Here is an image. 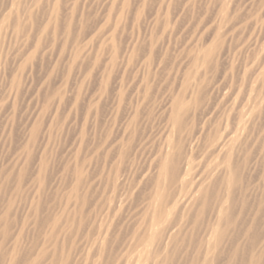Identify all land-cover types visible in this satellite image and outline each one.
Here are the masks:
<instances>
[{
  "label": "bare ground",
  "instance_id": "obj_1",
  "mask_svg": "<svg viewBox=\"0 0 264 264\" xmlns=\"http://www.w3.org/2000/svg\"><path fill=\"white\" fill-rule=\"evenodd\" d=\"M6 2L8 3L9 1ZM38 2L39 0H10L5 12L2 15L0 14V46L2 45L1 42L3 43L4 37L10 34L16 46L19 45L21 47L22 45V48H24L23 50H25L24 53L22 52L24 58H21L22 63L17 67L18 71L28 66V64L37 57L36 55L40 51L43 52V49L46 47L44 46L45 44L54 47L56 45V35L62 32L66 35V40L59 46L58 55L62 56L66 50L71 49L69 58L70 69L78 63L82 64V58L90 57L91 52L98 55L103 50L102 45L106 42H112L110 43V47L112 48L111 55L108 54L109 51H105L106 54H104L108 55V59L104 58V60H101L97 56V59H93V61H95L93 62L92 68L98 67L101 71V68H107L108 66L105 61L113 64L116 62L117 57H120L113 43L118 24L113 19L120 17V15L124 13V6H126L125 0H105V7L107 8L105 9L106 14L103 15L101 13L105 22L104 26L99 27L96 25L97 27L87 34V36H85V29H82L78 38H72L71 36L74 32L72 29L73 17L67 19L66 26H64L65 23L63 25L59 23L62 18L59 17V14L62 13H60V7L63 6H60L61 0H54V3L51 1L53 3L50 4L52 10L50 8L49 10H51L52 14L51 16L48 15L49 17L42 24L38 22L37 17L35 18L34 16V6L37 5ZM172 2L176 4L174 13L171 9L173 6ZM199 3L200 2H198V4ZM194 4L191 5V0H182L181 2L179 0H160L159 10L153 21L156 23L158 17H160V15L162 16V25L159 29L161 33L157 34L156 32L158 30L155 29V38L159 41L161 40L163 43L165 40L172 38L174 33L173 30L177 22L185 13L192 12L191 9L192 6L194 7ZM119 5L122 7L120 11L118 9ZM210 5L212 7L210 9L205 8V11L204 8L201 7L203 11L200 12L196 18L192 15L195 20L193 19L192 23L194 27L193 32L191 31L192 37L190 40L188 39L191 42L189 43L188 40L189 44L183 42L184 45H186L183 46L184 49L181 48L182 51L178 53L177 58H174L175 61L170 59L173 63L170 69L167 67V61L169 60H167V58H169L168 54H163V51V55L155 58V45L154 43L150 44L151 48L147 51V57L144 58L143 56V66L146 69V76L141 80L140 78L142 77H140L139 81L134 83L133 91L135 92L136 107L127 120L128 125L123 135L120 134L121 136L115 135L110 138L107 133L106 137L108 138L106 139V143L101 147L102 149L104 147L106 149L105 163L109 166L108 168L111 174L106 181L102 182V190L99 189L103 194L102 196H105L107 199L104 201L103 205H101L100 202V204L97 205L98 213L101 215L106 212L107 216H112V218L116 220L117 217H119L118 214H121L122 211H126L127 213L131 211L130 217L134 216L135 218H139L130 229L126 230L125 236H127V242L125 241V243H122L124 238H118L120 235L117 237L115 228L112 227V221V225L108 224L106 227H101L102 229L96 233L86 228V220L88 219L86 215L91 207L90 198L92 189L89 183V173L87 174L84 168L85 164L83 162L80 163L81 161L79 162L77 158H74L75 164H73L74 167L71 170L72 178L69 185L67 189L63 190L65 193L62 195L58 193L61 196L60 202L58 205H55V208H49L44 212L41 201L45 193H47V188L51 185L48 186L47 184L46 187V147L44 146L43 148L40 147L37 149L40 155H38L39 163L37 164V171H35L36 174L34 173L31 179L26 180V178H28L27 174H30L27 173V167L29 162L33 159L31 149L35 144H39L40 142L43 143L44 141L42 142L41 140L38 142V137H40L38 135L40 130H42V127H40L41 125H39L35 119H29L27 121L25 115L24 118L27 123L24 125V133H26V135L23 134L27 136V138H25V140L23 139L24 143H21V150L18 155H20L21 158L24 157L26 167H21L22 169L18 170L15 177L16 189L13 191L11 190L12 193L8 196L9 198L6 204L0 210V235L2 237L0 243V264H80L75 263L74 257L79 252L77 244L81 240H85L86 243L90 245L88 253H93L94 256V260L92 258V261L89 263L85 262L82 264H264V0H242V3L241 0H211ZM152 6L154 7V5ZM102 7L100 8L101 10ZM89 8L93 7H88V9ZM95 8L94 10H98L97 7ZM149 9L151 10L153 8L149 7ZM49 10H47L48 13H50ZM117 10L120 12L118 16ZM128 11L131 12V10ZM146 11L149 12V10ZM171 15L173 16L172 18ZM144 16L146 17L147 15ZM186 17L189 16L186 15ZM28 24H32L30 28ZM118 28L122 29L120 26ZM158 28L159 27H157V29ZM174 31H176V29ZM125 32H127V30H125ZM118 36L119 34L117 38ZM134 38L136 37L134 36L133 40ZM86 39L88 43L85 42ZM144 39H146V37ZM167 42L168 41H166V43ZM157 45L159 46V44ZM146 46H144V48ZM13 47L12 44V48ZM141 47L143 46L141 45L140 48ZM172 47L169 50L170 52ZM136 48H138V45ZM16 49L15 53L18 50ZM173 49L175 48L173 47ZM8 50L10 51V49ZM13 50L11 49V51ZM20 54L21 53H18V55ZM46 55L49 56V54ZM125 55H129L128 48L126 49ZM6 59L7 54L3 53L0 49V75L7 70ZM87 61H89V59ZM47 66H50V64ZM35 69L36 68H34V70ZM13 70L14 69H12V71ZM36 71H38V69ZM103 71L105 72L106 69ZM84 72L85 75L88 76L92 71L88 68ZM102 73L101 71V74ZM154 74L157 77H161L157 79ZM11 75V88L13 91H16L15 95L17 96L20 90L19 77L16 73ZM151 75H153V77H151ZM151 80L153 82L158 80L159 82V90L156 93H154V83L151 84ZM38 82L40 83V81ZM117 82L119 83V81H116V83ZM93 84L95 85V83ZM108 84L109 83H107V85ZM38 85L39 84L36 86ZM74 88H71L72 90L70 89L71 92ZM24 91L26 92V89ZM92 91L94 93V90ZM23 93L24 92H22V95ZM26 95H28V93H26ZM56 96L59 98L57 101L60 104L63 100V96L60 93H55L54 97ZM41 97L39 96L40 99ZM78 99L77 97L74 98V106H78ZM87 99L89 98L87 97ZM105 99L108 100L107 97ZM51 100L50 95L47 94L43 101L42 114L48 111ZM85 100L86 99L83 98V101ZM114 101L115 100H113V102ZM105 102L104 100L102 103ZM86 103L82 104L84 107L80 106L84 109ZM150 104H152V107ZM109 105L111 106L110 103ZM129 105L130 104H128L127 107H129ZM147 105L151 108L156 107V109H158L164 127L161 136H157L156 140H158V143L153 141L152 148L150 147L151 152L148 155L150 158L148 166L146 165V169L143 172H138L139 167L137 169L134 168L132 165L133 161L130 159L132 156H137V154L141 152L144 154L146 149L145 146L147 143H151V137H144L143 135L135 136L136 131L134 125L143 116L142 114H145V117L147 115L153 117L151 109L148 110L149 112L146 111L142 113L144 111L140 108H144ZM18 109L20 110V108ZM109 110L111 111V109ZM115 111H117V108ZM59 112H61L62 116V112L64 111ZM69 112L71 114V111ZM127 112L125 113L127 114ZM77 113L79 114V112ZM105 115L106 114L103 116ZM73 116L74 115H72V118H74ZM90 117L92 118L93 116ZM68 118H70V116ZM58 119L61 118L58 116ZM51 122L52 120L49 121L47 126L45 125L47 129L50 128ZM122 123L120 121L121 125ZM98 125L99 123L96 127H98ZM64 127L66 128V126ZM118 127L117 130H119ZM131 127L132 129H129ZM143 130L145 129L143 128ZM106 131L108 132V130ZM22 132L23 131L20 132L21 135H23ZM9 136L12 135L9 134ZM18 138L19 137H17V139ZM6 139L11 140L12 138L6 136ZM98 139L99 138H97V140ZM101 139H103L102 136ZM83 140L84 136H81L79 149ZM97 142L95 144H97ZM142 142H144L143 146ZM87 144L89 143L87 142ZM55 145L56 144H54V146ZM49 146L51 148V145ZM147 147L149 148V146ZM79 149L76 151V155L80 152L81 149ZM145 153H147V149ZM6 158H8V156H6ZM90 159L91 158H89V160ZM140 159H142V157ZM32 167L34 166L32 165ZM89 167L90 165L88 168ZM13 170H15V168ZM105 170L107 169L104 166L103 171ZM31 172L33 171L31 170ZM13 173L15 174V171H13ZM67 173H69V171ZM101 173L103 174V172ZM11 175L8 176L9 180L11 179ZM102 178L104 179L103 176ZM61 180L63 179L61 178ZM26 181L30 185L31 190L33 189L31 192L32 196L30 201H28L27 204L25 203L28 209L23 212L26 215L24 219H22L24 221H22L20 228H18V232H14L12 229H16L19 223H17V220L15 221L16 216L12 213V207L17 200H29V197H26L22 190V184L24 185ZM7 188H9V186ZM27 189H29V187ZM54 196L55 195H53V197ZM98 197H100V195ZM2 198L0 199L1 201ZM22 203H24V201ZM39 212H42L44 215H40ZM27 221L35 224V228L39 232L42 230V233H39L42 242L39 244L34 242L33 246L30 243L31 247L29 246V249L18 252L15 249L17 240L23 237L24 227ZM27 226L29 225L27 224ZM38 238L39 237H37V240ZM10 239H14V248L11 253L6 251L3 247ZM111 242L113 245H111ZM47 247L52 248L47 251ZM82 256L84 255L82 254Z\"/></svg>",
  "mask_w": 264,
  "mask_h": 264
},
{
  "label": "rangeland",
  "instance_id": "obj_2",
  "mask_svg": "<svg viewBox=\"0 0 264 264\" xmlns=\"http://www.w3.org/2000/svg\"><path fill=\"white\" fill-rule=\"evenodd\" d=\"M6 1L10 0H0V14L2 15L5 10L6 7L8 6L9 2L7 3ZM54 0H39L38 4L34 6V16L35 18L37 17L38 22H40L41 24L44 23V21L47 20V18L49 17L48 15L51 16L52 12V8L50 4H53ZM65 1V2H64ZM94 1V2H93ZM96 1V2H95ZM101 1V2H100ZM134 3H132V2ZM139 1V3H138ZM148 1V2H146ZM180 2L182 0H179ZM44 2V3H43ZM49 2V3H48ZM51 2V3H50ZM126 2V6L125 7V11L124 13H122L120 15V17H116L115 20L118 24H117V31H115V37H114V45L116 50H118L120 57L118 56L116 59V62L111 64L110 62H106V65L108 64L107 68H101V71L103 72L101 74L100 69H98V67L96 68H92L93 66V59H97V56L101 59L104 60V58L108 59V55H105V51H109V55H111V51L112 48L110 47V43L112 42H106L108 44H103L102 48L103 50L97 55L94 52H91V56L90 57H86V58H82L81 61L82 64L78 63L77 65H75L72 69H70V62H69V58H70V52L71 49L66 50V52L62 55L59 56L58 55V50H59V46H61L63 44V42L66 40V35H64V33H60L59 35H56V45L54 47L48 46L49 44H45L44 46H46L43 49V52L40 51L36 56V58L30 63L28 64V66H26L25 68H22L21 70L17 69V67H19L22 63V59L24 58V55L22 54V52L24 53L25 50H23L24 48H22L19 45L16 46V44L14 43V40L12 41L10 34L6 35L4 37L3 43L1 42V46L0 49L2 50L3 53L7 54V64H6V69L4 73H2L0 75V199L2 198V201L0 200V210L2 209V207L6 204L7 199L9 198L8 196H10V194L12 193V191L14 189H16V175L19 169H22L23 167H26L25 162H24V157H20V146L24 143L25 138H27L26 133H24V125H26L27 121L29 119H35L36 122L39 123V125H41L40 127H42L40 130V133L38 136V142L42 140L43 143H39V144H35L34 147L31 149V153L33 155V159L31 162H29V165L27 167V177L26 180H29L32 178V175H34V173L36 174L35 171H37V164L39 163V156L40 155L37 151L38 148L40 147H46V160H47V169H46V187L48 184V188H47V193H45V196L43 197L42 202V206L44 207V212L46 210H48L49 208L52 209L55 208V205L60 202L61 196L63 193L64 189H67V186L69 185V182L72 178L71 176V170L73 169L75 164V160L74 158L78 159V161L80 163H84L85 165V171L87 172V174L89 173V183L91 184L90 188L91 190V198H90V209L88 210V213L86 215V218L88 217V219L86 220V228L89 230H91V232L96 233L99 232L100 229H102L101 227H106L108 226V224L113 225L112 227L115 228V233L117 235L118 238H124V241L122 243H125V241L127 242V236H125L126 234V230L130 229L131 226L134 225V223H136L137 219L139 218H135L134 216H131V211L129 213L125 212H121V214H118L119 217H117V221L114 220L115 218H112V216H107L106 212L102 213L101 215L98 213V209H97V205H99L101 203V205L104 204V201L107 199L105 196H102L103 194L101 193L100 190H102V182L106 181L109 177H110V172H109V166L105 163V153H106V149L105 147L102 149L101 147L104 145V143H106V139L108 137H106L107 133L109 134L108 136L114 137L116 136H121L123 135V132L125 131L126 127H127V120L130 116V114H132L133 109H135L136 107V103H135V92L133 91V87H134V83L139 81L141 79H144V76H146V69L143 66V60L145 57H147L148 55V50L150 47L151 43H154L155 45V50H154V56L155 58H158L160 55L163 54H168L167 58V67L170 69L172 67V60L175 61L174 58H177L178 53L180 51H182V49H184L183 46H185L186 44H189L191 41H189L192 37V32H193V19L195 20V18L198 16V14L200 12L203 11L202 8H211L212 6L210 5L211 0H191V5L194 4V7L192 6V12H188L185 13L182 18L177 22L175 29L176 31L173 30V37L165 40V42L163 43L161 40H157V38H155L156 33L159 34L161 33L159 30L160 26L162 25V16L160 15V17H158V21H156V23L153 21V19L157 16V12L159 10V3L160 0H125ZM131 2V3H130ZM146 2V3H145ZM198 2H200L198 4ZM42 3V5H41ZM71 3V6H70ZM82 3V4H80ZM95 3V4H93ZM98 5H97V4ZM104 3V4H102ZM138 3V4H137ZM149 5H148V4ZM156 3V5H155ZM183 3V2H182ZM185 3V2H184ZM203 3V4H202ZM242 3V0H241ZM88 4V5H87ZM92 4V5H90ZM131 4V5H130ZM133 4V5H132ZM141 4V5H140ZM207 4V5H206ZM50 5V6H49ZM64 7H63V6ZM74 5V6H72ZM94 5V6H93ZM103 5V7H102ZM147 5V6H146ZM154 5V7L152 6ZM172 12L174 13V8H175V3L172 2ZM203 5V6H202ZM242 5V4H241ZM47 6V7H46ZM49 6V7H48ZM60 13L59 17L61 18V21L59 22L60 24H64V26L67 25V19L73 17L74 21H72V29H73V34L71 35L72 38H78L81 30L85 29L84 32H86L85 36H87V34H89L95 27L99 26H104L105 22L103 19V16H101L102 14L105 15L106 11L105 9H107L105 7V0H61L60 3ZM68 6V8H67ZM70 6V7H69ZM132 6V7H130ZM206 6V7H205ZM210 6V7H209ZM79 7V8H78ZM85 7V8H84ZM88 7H93V8H89ZM95 7H97V9L99 10L102 7V10L100 9L98 10H94L96 9ZM120 7V8H119ZM128 7V8H127ZM146 7V9H145ZM153 8V9H149ZM200 7V8H199ZM36 8V9H35ZM49 8L51 10H49ZM67 8V9H66ZM148 8V9H147ZM198 8V9H196ZM50 11V13H48L47 10ZM62 9V10H61ZM64 9V10H63ZM88 9V10H87ZM104 9V10H103ZM118 9L120 11V9H122L121 5L118 6ZM170 9V10H171ZM40 10V11H39ZM46 10V12H45ZM66 10V11H65ZM94 10V12H93ZM128 10H131L128 11ZM146 10H149L146 11ZM198 10V11H197ZM201 10V11H200ZM64 11V12H63ZM70 11V12H69ZM97 11V12H96ZM118 11V10H117ZM118 11L117 16L120 14V12ZM145 11V13H144ZM39 12V13H38ZM66 12V13H65ZM80 12V13H79ZM91 12V13H90ZM104 12V13H103ZM148 12V14H147ZM64 13V15H63ZM85 13V14H84ZM100 13V14H99ZM102 13V14H101ZM44 14V15H43ZM72 14V16H71ZM89 14V15H88ZM130 14V15H129ZM143 14V16H142ZM61 15V16H60ZM79 15V16H78ZM132 15V17H131ZM135 15V16H134ZM144 15H147L146 17ZM189 16V17H186ZM195 17H193V16ZM39 16V17H38ZM41 16V17H40ZM76 16V17H75ZM101 16V17H100ZM129 16V17H128ZM192 16V17H191ZM78 17V18H77ZM87 20H86V18ZM93 17V18H92ZM99 17V18H98ZM131 17V18H130ZM173 16L171 15V18ZM44 18V19H43ZM92 18V20H91ZM98 18V19H97ZM102 18V19H101ZM146 18V19H145ZM188 18V19H187ZM191 18V19H190ZM72 19V20H73ZM81 19V20H80ZM96 19V20H94ZM101 19V20H100ZM129 19V20H128ZM141 19V21H140ZM187 19V20H186ZM80 20V22H79ZM132 20V21H130ZM144 20V21H143ZM63 21V22H62ZM87 21V23H86ZM150 21V22H149ZM182 21V22H181ZM186 23H185V22ZM78 22V23H77ZM94 22V23H93ZM101 22V23H100ZM114 22V21H113ZM123 22V23H122ZM130 22V23H129ZM188 22V23H187ZM80 23V24H79ZM85 23V24H84ZM92 23V24H90ZM128 23V25H127ZM33 24V23H32ZM31 24V25H32ZM95 24V25H94ZM123 24V25H121ZM148 24V25H147ZM159 24V25H158ZM185 24V25H184ZM189 24V25H188ZM30 24H28V27L30 28L31 26ZM75 25V26H74ZM85 25V26H84ZM97 25V26H96ZM133 25V26H132ZM142 25V26H141ZM121 27L122 29H119L118 27ZM146 26V27H145ZM151 28H150V27ZM183 26V27H182ZM185 26V27H184ZM79 27V28H78ZM82 27V28H81ZM92 27V28H91ZM157 27H159L157 29ZM76 28V30H75ZM78 28V29H77ZM189 28V29H188ZM144 29V30H143ZM158 30L156 33L155 31ZM121 30V31H120ZM125 30H127V32H125ZM141 30V31H140ZM76 31V32H75ZM135 31V32H134ZM192 31V32H191ZM119 32V33H118ZM137 32V33H136ZM146 32V33H145ZM155 33V34H154ZM119 34L118 38L117 35ZM127 34V35H126ZM134 34V35H133ZM137 34V36H136ZM148 36H146V35ZM188 35V36H187ZM4 36V35H3ZM84 36V38H85ZM123 36V38H122ZM134 38L133 40V37ZM140 36V37H139ZM183 36V37H182ZM186 36V37H184ZM8 37V39H7ZM64 37V38H63ZM146 37V39H144ZM149 37V38H148ZM180 37V38H178ZM183 39H182V38ZM70 38V39H72ZM117 38V39H116ZM155 38V39H154ZM176 38V39H174ZM122 39V40H121ZM141 39V40H140ZM179 39V40H177ZM189 39V40H188ZM62 40V41H61ZM175 42H174V41ZM184 40V41H183ZM189 43H188V41ZM122 41V42H121ZM143 41V42H142ZM146 41V43H145ZM155 41V42H154ZM166 41H168L166 43ZM170 41V42H169ZM172 41V42H171ZM187 41V42H186ZM87 42V39L86 41ZM84 42V43H85ZM158 42V43H157ZM175 44H174V43ZM180 42V43H178ZM186 43L184 45V43ZM88 43V42H87ZM127 43V44H126ZM130 43V44H129ZM11 44V45H10ZM12 44H13V48H12ZM121 44V45H120ZM133 44V45H132ZM159 44V46L157 45ZM161 44V45H160ZM174 44V46H173ZM5 45V46H4ZM126 45V46H125ZM138 45V48H136ZM143 46L140 48V46ZM148 45V46H146ZM178 45V46H177ZM7 46V48H6ZM144 46H146L144 48ZM173 46L175 49H173L171 52L169 51L171 49V47ZM11 47V48H10ZM17 47V49H16ZM68 47V46H67ZM162 47V48H160ZM165 47V48H164ZM20 48V49H19ZM128 48L129 50V55H125L126 49ZM140 48V50H139ZM143 48V49H142ZM164 48V49H163ZM182 48V49H181ZM10 49V51L8 50ZM11 49L13 51H11ZM15 49L17 50L15 53ZM51 51H50V50ZM180 49V50H179ZM49 50V53H48ZM142 50V51H141ZM161 50V51H159ZM136 51V52H135ZM164 51V52H163ZM178 51V52H177ZM10 52V53H7ZM13 52V54H12ZM140 52V53H139ZM163 52V54H162ZM177 52V53H176ZM15 53V54H14ZM18 53H21L20 55H18ZM54 53V54H52ZM105 53V54H104ZM143 53V54H142ZM46 54H49V56H47ZM93 54V55H92ZM131 54V55H130ZM141 54V56H140ZM174 54V55H173ZM47 57H46V56ZM54 55V56H53ZM53 56V57H52ZM57 56V57H55ZM144 56V58H143ZM110 57V56H109ZM22 58V59H21ZM49 58V59H48ZM51 58V59H50ZM54 58V59H53ZM56 58V60H55ZM66 58V59H65ZM103 58V59H102ZM135 58V59H134ZM37 59V60H36ZM89 59V61H87ZM46 60H50L49 62ZM55 60V61H54ZM91 60V62H90ZM52 61V62H51ZM54 61V62H53ZM80 61V62H81ZM142 61V62H141ZM173 61V62H174ZM48 62V63H45ZM90 62V65H89ZM169 62V63H168ZM12 63V64H11ZM16 65H15V64ZM39 63V65H38ZM54 63V64H52ZM63 65H62V64ZM92 63V64H91ZM126 63V64H124ZM133 63V64H132ZM43 64V65H42ZM48 64H50V66H47ZM61 64V66H60ZM171 64V65H170ZM31 65V66H29ZM35 65V66H34ZM117 65V66H116ZM127 65V67H126ZM135 65V66H134ZM34 66V67H33ZM65 66V67H64ZM134 66V67H133ZM48 67V69H47ZM60 67V68H59ZM114 67V69H113ZM118 67V68H117ZM129 67V68H128ZM34 68H36L34 70ZM90 69L92 72L90 75H85V70L86 69ZM117 68V69H116ZM12 69H14L12 71ZM17 69V70H16ZM38 69V71H36ZM47 69V70H46ZM56 69V71H55ZM63 69V70H62ZM98 69V70H97ZM106 69V71L104 72L103 70ZM132 69V70H131ZM153 70H155L154 68H152ZM70 70V71H69ZM114 70V71H113ZM118 70V71H117ZM135 72H134V71ZM9 73H7V72ZM62 73H61V72ZM100 71V72H99ZM13 72V73H12ZM27 72V73H26ZM32 72V73H31ZM56 72V73H54ZM67 72V73H66ZM69 72V74H68ZM77 72V73H76ZM95 72V73H94ZM110 72V73H109ZM114 72V73H113ZM18 75L19 77V91L17 96L15 95V90L13 91V89L11 88V78L12 75L11 74H15ZM38 73V74H37ZM44 73V74H42ZM61 73V74H60ZM66 73V74H65ZM93 73V74H92ZM128 73V74H126ZM154 73V72H153ZM26 74V75H25ZM36 74V75H35ZM42 74V75H41ZM55 74V75H53ZM95 74V76H94ZM39 77H38V76ZM41 75V76H40ZM46 75V76H45ZM58 77H57V76ZM80 75V76H79ZM111 78H110V76ZM132 75V76H131ZM155 75V74H154ZM34 76V77H33ZM124 76V77H123ZM93 77V78H92ZM100 77V78H99ZM121 77V78H120ZM151 77H153V75H151ZM161 77V76H158ZM156 75L155 78L159 79ZM38 78V79H37ZM54 80H53V79ZM69 78V79H68ZM123 78V81H122ZM30 79V80H29ZM94 79V80H93ZM111 79V80H109ZM120 79V80H118ZM42 80V81H41ZM57 80V81H56ZM99 80V81H97ZM102 80V81H101ZM33 81V82H32ZM40 81V83L38 82ZM48 81V83H47ZM67 81V84H66ZM69 81V82H68ZM88 81V82H87ZM116 81H119V83ZM122 81V82H121ZM129 83H128V82ZM131 81V82H130ZM3 82V83H2ZM6 82V84H5ZM72 82V83H71ZM75 82V83H74ZM97 82V83H96ZM58 83V84H57ZM71 83V84H70ZM75 85H74V84ZM91 83V84H90ZM95 83V85L93 84ZM107 83H109L107 85ZM116 83V84H115ZM154 83V93H156L159 90V85H158V80H156L155 82H153L151 80V84ZM37 84H39L38 86H36ZM77 84V85H76ZM90 84V85H89ZM99 84V85H97ZM111 84V85H110ZM114 84V85H113ZM94 85V86H93ZM107 85V86H106ZM68 86V87H67ZM77 86V87H76ZM27 87V88H25ZM53 87V88H52ZM76 90H75V88ZM84 87V90H83ZM90 87V88H89ZM115 87V88H114ZM121 87V88H120ZM71 88H74L73 91L71 92ZM93 88V89H92ZM112 88V89H110ZM114 88V89H113ZM5 89V90H4ZM22 89H26V92ZM30 89V90H29ZM34 89V90H33ZM68 89V90H65ZM71 89V90H70ZM112 91H110V90ZM116 89V90H115ZM22 90V91H21ZM61 90V91H60ZM94 90V93L93 91ZM6 91V92H5ZM45 91V93H44ZM67 91V93H66ZM83 91V92H82ZM105 91V92H104ZM14 92V93H13ZM21 94H20V93ZM22 92L23 95H22ZM99 92V93H98ZM114 92V93H113ZM129 92V94H128ZM133 92V94H132ZM2 93V94H1ZM12 93V94H11ZM26 93H28V95H26ZM55 93H60L63 96V100L61 101V103L59 104L57 100H59V98L56 96L54 97ZM83 93V94H81ZM92 93V94H91ZM50 95L51 97V102L49 103V108H48V113L45 112L44 114H42V105H43V101L45 100V96ZM73 96H72V95ZM77 94V95H76ZM87 96H86V95ZM90 96H89V95ZM99 94V95H98ZM131 94V95H130ZM22 95V96H20ZM81 95V96H80ZM98 95V96H97ZM104 97H103V96ZM106 95V96H105ZM39 96L41 97V99L39 98ZM79 98L77 105L78 106H74V98ZM84 96V97H83ZM10 97V98H9ZM13 97V98H12ZM29 97V98H28ZM87 97L89 99H87ZM107 97L108 100H106L105 98ZM115 97V98H114ZM34 98V99H33ZM67 98V99H66ZM82 98V99H81ZM83 98H85L86 100L83 101ZM117 98V99H116ZM8 99V100H7ZM22 99V100H21ZM36 99V100H35ZM69 99V100H68ZM96 99V100H95ZM121 99V100H120ZM10 100V101H9ZM25 100V101H24ZM33 100V101H32ZM72 100V101H71ZM82 100V101H81ZM89 100V101H88ZM101 100V101H100ZM103 100V101H102ZM104 100L106 101L105 103ZM112 100V101H111ZM113 100H117L116 102ZM6 101V102H5ZM20 101V102H18ZM24 101V102H23ZM36 101V102H35ZM66 101V102H65ZM71 101V102H70ZM41 102V103H40ZM80 102V103H79ZM87 102V103H86ZM112 102V103H111ZM68 103V104H67ZM86 103L85 108L83 109L81 106H83L82 104ZM109 103L111 104V106L109 105ZM18 104V107H17ZM21 104V105H20ZM32 104V105H31ZM54 104V106H53ZM101 104V105H100ZM107 106H105V105ZM127 104V105H126ZM129 105V107H127ZM34 105V106H33ZM81 105V106H80ZM104 105V106H103ZM114 105V106H113ZM11 106V108H10ZM56 106V107H55ZM69 106V107H66ZM103 106V109H102ZM150 106L152 107V104H150ZM32 107V108H31ZM72 107V109H71ZM79 107V109H78ZM84 107V106H83ZM87 107V108H86ZM105 107V108H104ZM111 107V108H110ZM148 105L146 107H142L140 108L142 111V113H145L146 111L150 110L153 112V117H149V115H147L145 117V114H142L143 116L137 121V123L134 125L135 126V131H136V135L135 136H144V137H148L151 139V143H147V145L145 146V148L147 149V153L146 149L144 154L141 152L140 154H137V156H132L131 157V161H133V167L134 168H138V172H143L146 168V165L148 166V161L150 160L149 158V154L151 152V146L152 144L158 143L157 136H161V132L163 130V121L158 113V109L155 108H151ZM20 108V110L18 109ZM53 110H51V109ZM93 108V109H92ZM97 108V109H96ZM115 108V109H114ZM117 108V111H115ZM5 109V110H4ZM63 109V110H62ZM75 109V110H74ZM90 109V110H89ZM111 109V111L109 110ZM50 110V111H49ZM66 110V111H65ZM73 110V111H72ZM85 112H84V111ZM95 110V112H94ZM19 111V112H18ZM35 111V112H34ZM38 111V112H37ZM59 111H64L62 112V116H61V112ZM74 115L72 118V115ZM82 111V112H80ZM93 111V112H91ZM109 113H108V112ZM122 111V114H121ZM128 111V112H127ZM7 112V113H6ZM34 112V113H33ZM74 112V113H73ZM79 112V114L77 113ZM91 112V113H90ZM114 112V113H113ZM120 114H119V113ZM127 112V114L125 113ZM149 112V111H148ZM19 113V114H18ZM21 113V114H20ZM28 113V115H27ZM36 113V114H35ZM64 113V114H63ZM93 113V115H92ZM103 113V114H101ZM36 116H35V115ZM54 114V115H53ZM104 114H106L105 116H103ZM109 114V115H108ZM113 114V115H112ZM125 114V116H124ZM3 115V116H2ZM9 115V116H8ZM26 115V117H25ZM89 115V116H88ZM117 115V116H116ZM6 116V117H5ZM33 116V117H32ZM50 116V117H49ZM52 116V117H51ZM56 116V117H55ZM59 118L61 119H58ZM70 116V118H68ZM82 116V117H81ZM84 116V117H83ZM90 116H93L92 118ZM100 116V117H99ZM107 116V117H106ZM111 116V117H110ZM120 116V117H119ZM16 117V118H15ZM20 117V118H19ZM22 117V118H21ZM27 121H26V119ZM30 117V118H28ZM45 117V118H44ZM49 117V119H48ZM78 117V118H77ZM81 117V118H80ZM106 117V118H105ZM115 117V118H114ZM119 117V118H118ZM122 117V119H121ZM24 118V119H23ZM89 118V119H88ZM91 118V119H90ZM124 118V119H123ZM127 118V119H126ZM151 118V119H150ZM23 119V120H21ZM48 119V120H47ZM96 119V120H95ZM113 119V120H112ZM147 119V120H146ZM15 120V121H14ZM32 120V121H33ZM51 126L50 128H46L45 125L47 126V124L49 123V121H51ZM64 120V121H63ZM69 120V121H68ZM73 120V121H72ZM89 120V121H88ZM146 120V121H145ZM43 121H47V122H43ZM67 121V122H66ZM99 121V122H98ZM120 121L122 123V125L120 124ZM10 122V123H9ZM25 122V123H23ZM60 124H59V123ZM71 122V123H70ZM78 122V123H77ZM80 122V123H79ZM109 122V124H108ZM114 122V123H112ZM41 123V124H40ZM65 123V124H64ZM74 123V124H73ZM99 123L98 127L97 124ZM112 123V124H111ZM117 123V124H116ZM153 123V124H152ZM2 124V125H1ZM15 124V125H14ZM17 124V125H16ZM58 124V125H57ZM64 124V125H63ZM79 124V125H78ZM114 124V125H113ZM150 124V125H149ZM9 125V126H8ZM104 125V126H103ZM116 125V126H115ZM119 125V127H118ZM121 125V126H120ZM3 128H2V127ZM16 126V127H15ZM57 126V127H56ZM66 126V128L64 127ZM102 126V127H100ZM111 126V127H110ZM104 127V128H103ZM115 127V128H114ZM118 129L120 130H117ZM122 127V128H121ZM44 128V129H43ZM64 128V129H63ZM100 128V129H99ZM143 128L146 130H143ZM148 128V129H147ZM158 128V129H157ZM6 129V130H5ZM75 129V130H74ZM108 130V132L106 130ZM114 129V130H113ZM117 131H116V130ZM129 129H132L129 128ZM128 129V130H129ZM8 130V131H7ZM46 130V131H45ZM50 133H48L47 132ZM79 130V131H78ZM6 131V132H5ZM17 131V132H16ZM22 132L23 135H21L20 132ZM45 131V132H44ZM97 133H96V132ZM142 131V132H141ZM153 131V132H152ZM4 132V133H3ZM16 132V133H15ZM67 132V133H66ZM71 134H70V133ZM119 132V133H118ZM14 133V134H13ZM19 135H18V134ZM74 133V134H73ZM117 133V134H116ZM143 133V134H142ZM9 134H11L12 136H9ZM70 134V135H68ZM114 134V135H113ZM121 134V135H120ZM16 135V136H15ZM21 135V136H20ZM128 135V134H127ZM7 137H11L12 139H6ZM42 136V137H41ZM47 136V137H45ZM59 136V137H58ZM70 136V137H69ZM75 136V137H74ZM80 136V137H79ZM81 136H84V140L82 145H80V149L79 144H80V139ZM101 136L103 139H101ZM126 136V133H125ZM16 137V138H15ZM17 137H19L17 139ZM50 137V138H49ZM56 137V138H55ZM92 137V138H91ZM95 140H94V138ZM59 138V139H58ZM97 138H99L97 140ZM109 138V139H110ZM24 139V140H23ZM54 139V140H52ZM78 139V140H77ZM101 139V140H100ZM153 139V140H152ZM16 140V141H15ZM69 140V141H68ZM73 140V142H72ZM156 140V141H155ZM3 141V142H2ZM18 141V143H17ZM82 141V140H81ZM93 141V142H92ZM95 141V142H94ZM98 141V142H97ZM104 141V142H103ZM154 141V142H153ZM37 142V143H38ZM53 142V143H52ZM77 142V143H74ZM87 142L89 144H87ZM92 142V143H91ZM97 142V144H95ZM102 144H101V143ZM22 143V144H21ZM65 143V144H64ZM91 143V145H90ZM142 142V146H143ZM4 144V145H3ZM8 146H7V145ZM54 144H56L54 146ZM61 144V145H60ZM64 144V145H63ZM51 145V148L50 146ZM70 145V146H69ZM97 145V146H96ZM7 146V147H6ZM49 146V147H48ZM76 146V147H75ZM91 146V147H90ZM93 146V147H92ZM149 146V148L147 147ZM74 147V148H73ZM85 147V148H84ZM89 147V149H88ZM50 148V149H49ZM71 148V149H70ZM94 150H93V149ZM9 149V151H8ZM34 149V150H33ZM73 149V150H72ZM80 150V152L78 153V155H76V151ZM88 149V150H87ZM48 150V151H47ZM58 150V152H57ZM70 150V151H69ZM72 150V151H71ZM105 150V151H104ZM149 150V152H148ZM83 151V153H82ZM89 151V154H88ZM143 151V150H142ZM98 152V154H97ZM75 154V155H74ZM87 154V155H86ZM69 155V156H68ZM85 155V156H84ZM98 155V156H96ZM6 156H8V158H6ZM14 156V158H13ZM95 156V157H94ZM146 156V158H145ZM48 157V159H47ZM66 157V159H65ZM101 157V158H100ZM142 157V159H140ZM144 157V158H143ZM5 158V159H4ZM11 158V159H10ZM37 158V159H36ZM89 158H91L89 160ZM104 158V159H103ZM36 159V160H35ZM88 159V160H87ZM103 159V160H102ZM137 159V160H136ZM146 159V160H145ZM2 160V162H1ZM5 160V161H4ZM16 162H14V161ZM84 160V161H82ZM94 160V161H93ZM145 160V161H144ZM58 161V162H57ZM63 163H62V162ZM89 161V162H88ZM99 161V162H98ZM141 161V162H140ZM6 162V164H5ZM19 162V163H18ZM24 162V163H23ZM91 162V163H90ZM94 162V163H93ZM145 162V163H144ZM147 162V163H146ZM18 163V164H17ZM53 163V165H52ZM57 163V164H56ZM62 164V165H61ZM90 165V167L88 168V166ZM106 167V169L103 171L104 166ZM109 164V163H108ZM11 165V166H10ZM13 165V166H12ZM18 167H17V166ZM32 165L34 167H32ZM59 165V166H58ZM130 165V163H129ZM136 165V167H135ZM140 165V166H139ZM58 166V167H57ZM70 166V167H68ZM4 167V168H2ZM17 167V168H16ZM22 167V168H21ZM61 167V168H60ZM15 168V170H13ZM33 168V169H32ZM58 168V169H57ZM69 168V170H68ZM71 168V169H70ZM62 169V170H61ZM102 169V170H101ZM141 169V170H140ZM31 170L33 172H31ZM93 170V171H91ZM13 171H15V174L13 173ZM69 171V173H67ZM91 171V173H90ZM95 171V172H94ZM94 172V173H93ZM103 172V174L101 173ZM5 173V174H4ZM13 173V174H12ZM58 173V174H57ZM99 173V175H98ZM2 174V175H1ZM13 176H12V175ZM57 174V175H56ZM70 174V175H69ZM95 174V175H94ZM11 175V179H8V176ZM69 177H68V176ZM2 176V177H1ZM59 176V177H58ZM65 176V177H64ZM102 176L104 177V179L102 178ZM106 176V177H105ZM50 177V178H49ZM61 178L63 180H61ZM14 179V180H13ZM50 180V181H49ZM52 180V181H51ZM63 181V182H62ZM95 181V183H94ZM98 181V182H97ZM49 182V183H48ZM10 183V184H9ZM26 183V184H25ZM62 183V184H61ZM93 183V184H92ZM14 184V185H12ZM9 188H7L8 186ZM12 185V186H11ZM25 185V186H24ZM24 185L22 184V190L23 193L26 197H29V200H17L15 201V204L13 205V209H12V213L15 214L16 218L15 221L17 220V223H19V226H16V229H12L14 232H18V228H20V225L22 223V219H24V217L26 216L25 211H27L28 206H26L27 202L30 201L31 198V192L33 191V189L31 190L30 185L26 182H24ZM3 186V187H2ZM7 186V187H6ZM11 186V187H10ZM14 186V187H13ZM59 186V187H58ZM93 186V188H92ZM96 186V187H95ZM29 187V189H27ZM13 188V189H12ZM55 188V189H54ZM95 188V189H94ZM7 189V190H6ZM100 189V190H99ZM12 190V191H11ZM9 191V192H8ZM11 191V192H10ZM27 191V192H26ZM96 191V192H95ZM98 191V192H97ZM29 192V193H28ZM62 192V193H61ZM6 193V194H5ZM60 193V194H58ZM101 193V194H100ZM30 195V196H29ZM53 195H55L53 197ZM100 195V197L98 196ZM102 198V199H101ZM99 199V200H98ZM96 200V202H95ZM98 200V201H97ZM102 202H101V201ZM24 201V203H22ZM44 201V202H43ZM50 201V202H49ZM21 202V203H20ZM49 202V203H48ZM56 202V203H55ZM93 202V203H92ZM95 202V203H94ZM100 202V203H99ZM26 203V204H25ZM46 205V206H45ZM95 206V207H94ZM57 207V206H56ZM94 210V211H93ZM95 214H94V213ZM40 213V212H39ZM134 213V212H133ZM17 214V215H16ZM252 214V213H249ZM19 215V216H18ZM40 215H44L42 212L40 213ZM133 215V214H132ZM21 216V217H20ZM93 216V217H92ZM104 217V218H103ZM123 217V218H122ZM101 218V219H100ZM93 219V220H92ZM113 219V220H112ZM135 219V220H134ZM95 220V221H94ZM124 220V221H123ZM32 221V219H31ZM91 221V222H90ZM97 221V222H96ZM99 221V223H98ZM112 221V222H111ZM116 221V222H115ZM134 221V222H132ZM90 224H89V223ZM95 223V224H94ZM97 223V224H96ZM106 223V224H105ZM27 224L29 226H27ZM24 227V233H23V237H20L17 240V245L15 247V249L18 252H23L25 251V249H29L30 243L33 246L34 242L35 243H41L42 239L39 236V233H42V230H40V232L38 230H36L35 228V224H33L32 222H28ZM94 224V225H93ZM127 225V226H126ZM97 226V227H96ZM34 227V228H33ZM126 227V229H125ZM94 230H93V229ZM123 228V229H122ZM98 229V230H97ZM27 230V231H25ZM121 232V233H120ZM36 233V234H35ZM13 234V233H12ZM123 234V235H122ZM38 240H37V237ZM33 236V237H32ZM36 241H35V238ZM26 237V238H25ZM34 238V239H33ZM25 239V241H24ZM40 239V240H39ZM126 239V240H125ZM2 237L0 235V243H1ZM34 240V241H33ZM33 241V242H32ZM112 241V240H111ZM24 242V243H23ZM243 242V241H242ZM8 243V244H7ZM5 243V245L3 246L6 251L10 252L12 251V249L14 248L13 244H14V239H10L9 242ZM23 243V244H22ZM11 247H10V246ZM78 246V250L79 252L76 254V256L74 257V261L75 263H89L90 261H92L93 253H88L89 247L90 245H88L86 243L85 240H81L78 242L77 244ZM111 245H113V243L111 242ZM9 246V248H8ZM83 246V247H82ZM31 247V246H30ZM82 247V248H81ZM52 248V247H50ZM49 247H47V251L50 249ZM81 249V250H80ZM21 250V251H20ZM23 250V251H22ZM81 252V253H80ZM22 254V253H21ZM82 254L84 256H82ZM90 257V258H89ZM89 258V259H88ZM79 259V260H78ZM87 259V261H86ZM83 262H82V261ZM94 260V258H93Z\"/></svg>",
  "mask_w": 264,
  "mask_h": 264
}]
</instances>
